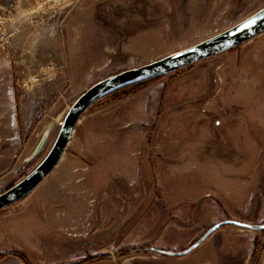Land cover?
Segmentation results:
<instances>
[{"label": "rangeland", "instance_id": "obj_1", "mask_svg": "<svg viewBox=\"0 0 264 264\" xmlns=\"http://www.w3.org/2000/svg\"><path fill=\"white\" fill-rule=\"evenodd\" d=\"M263 7L264 0H0V114H14L19 143L32 150L47 129L31 159L0 180V193L44 159L91 84L210 39ZM263 39L264 31L95 101L62 154L75 170L82 161L80 199L66 200L75 214L45 222L37 208L49 187H36L0 209V254H22L28 264H264V228L234 224L174 254L217 222L264 223V71L248 55ZM72 217L73 232L65 220Z\"/></svg>", "mask_w": 264, "mask_h": 264}, {"label": "water", "instance_id": "obj_2", "mask_svg": "<svg viewBox=\"0 0 264 264\" xmlns=\"http://www.w3.org/2000/svg\"><path fill=\"white\" fill-rule=\"evenodd\" d=\"M263 31L264 7L247 16V18L239 23L210 37V39H204L193 46L172 52L158 58V60L155 59L138 67L121 70L91 84L83 93L76 97L70 108L64 114V118L59 125L58 134L54 138L51 148L44 155V159L32 168L28 174L22 177L18 183H15V185L0 193V209L26 198L40 184L39 182L52 171L51 169L60 160L61 154L67 146V141L73 133L74 125L78 122L82 112L88 109L95 101L124 87L133 86V84L139 82H146V80L170 74L179 68L207 59L208 57L243 44ZM46 135L47 129H45L35 149L32 150L30 156H27L26 159H31L32 155L40 149L41 143ZM226 224H234L242 226L243 228L248 227L256 230L264 228V223L255 226L246 223L242 224L234 220L217 222V224H213L205 235L201 236L192 246L174 254L181 256L192 251L206 236L218 229V227Z\"/></svg>", "mask_w": 264, "mask_h": 264}, {"label": "crops", "instance_id": "obj_3", "mask_svg": "<svg viewBox=\"0 0 264 264\" xmlns=\"http://www.w3.org/2000/svg\"><path fill=\"white\" fill-rule=\"evenodd\" d=\"M248 55L252 57L251 66L253 68L255 67V69L256 67L257 69H260V73L263 72L264 39L254 51L250 50V54ZM142 105L143 104L141 103L138 105L136 104L134 108L132 107V111L141 112L143 107ZM16 124L17 121L16 118H14V114L11 115L10 112L0 114V180L9 177L14 165L18 164L19 160H27V157H25V155L29 153L28 156H30V153L32 152V149L29 148L30 146L26 144L28 143V141H25L23 145L19 143L18 137H20V135ZM126 147H128V144H126V146L124 147L125 152L128 151ZM62 154L60 160L51 169L52 171L48 175H46L45 178H43L39 182L40 184L37 186V188H39L40 186H42V184H44L43 186L45 187L47 184V186L49 187V189L47 188L48 190L46 189L45 192L43 191L41 193L42 203H40L39 208H37V212L38 214H41L42 217H44L45 222L50 220L52 224L54 223V225L57 224V221H63L64 216L69 215L66 212L71 213V216L74 215L75 210L72 209L73 206L71 205V207L69 202L71 201L72 203V201H74L75 199H80L78 185L76 186V184L77 179L80 177V175H82L81 168H79V164L82 161L78 160L77 162H75L77 164V166H75L77 170H75L73 169V166L71 168L69 166L71 161H61L63 157ZM37 188L33 189L32 192H30L26 196L25 200H28L30 196L32 197V194H35L34 192ZM89 193L91 194V192ZM66 200L70 201L66 203ZM68 209L70 210L68 211ZM79 213L80 212L77 211V214ZM88 213L91 214L92 210H88ZM73 219L74 218L72 217L70 219L66 218L65 220L70 221V223L72 221L73 226L75 224L73 222ZM73 230H75L74 226L71 228L72 232ZM13 257V255H6L4 257H1L0 263L21 264L14 259L17 257Z\"/></svg>", "mask_w": 264, "mask_h": 264}, {"label": "trees", "instance_id": "obj_4", "mask_svg": "<svg viewBox=\"0 0 264 264\" xmlns=\"http://www.w3.org/2000/svg\"><path fill=\"white\" fill-rule=\"evenodd\" d=\"M154 79V78H153ZM153 79H150V80H153ZM150 80H146V82L145 81H143V82H139V83H137V84H134L133 86H130V87H133V88H139V86H142L143 84H146L148 81H150ZM126 88H128V87H124V88H122V89H120V90H117V91H121V90H124V89H126ZM117 91H115V92H117ZM115 92H112V93H115ZM130 92H132V91H130ZM111 93V94H112ZM8 254H12V255H14V256H16L17 258H19L20 259V261H23L24 263L26 262V260H25V258L22 256V254L20 255L19 253H11V252H4V253H2V254H0V258L1 257H4V256H8ZM89 260H86V261H82V262H79L78 264H86L87 262H88ZM27 263V262H26ZM28 264V263H27Z\"/></svg>", "mask_w": 264, "mask_h": 264}]
</instances>
